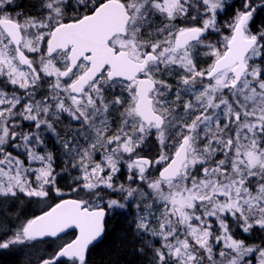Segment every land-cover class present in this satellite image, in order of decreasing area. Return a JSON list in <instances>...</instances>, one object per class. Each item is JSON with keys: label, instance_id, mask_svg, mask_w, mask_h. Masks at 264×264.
I'll use <instances>...</instances> for the list:
<instances>
[{"label": "snow or ice", "instance_id": "6c2138e0", "mask_svg": "<svg viewBox=\"0 0 264 264\" xmlns=\"http://www.w3.org/2000/svg\"><path fill=\"white\" fill-rule=\"evenodd\" d=\"M264 264V0H0V256Z\"/></svg>", "mask_w": 264, "mask_h": 264}, {"label": "trees", "instance_id": "16d2710c", "mask_svg": "<svg viewBox=\"0 0 264 264\" xmlns=\"http://www.w3.org/2000/svg\"><path fill=\"white\" fill-rule=\"evenodd\" d=\"M0 264H17L16 257L0 256Z\"/></svg>", "mask_w": 264, "mask_h": 264}]
</instances>
